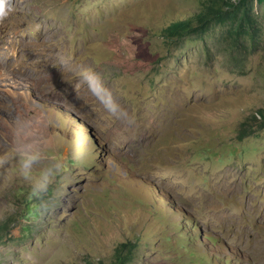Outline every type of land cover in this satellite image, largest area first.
I'll use <instances>...</instances> for the list:
<instances>
[{"label": "rangeland", "instance_id": "1", "mask_svg": "<svg viewBox=\"0 0 264 264\" xmlns=\"http://www.w3.org/2000/svg\"><path fill=\"white\" fill-rule=\"evenodd\" d=\"M199 8L6 0L0 264L110 263L121 242L128 264H264V8L256 46L159 36Z\"/></svg>", "mask_w": 264, "mask_h": 264}, {"label": "trees", "instance_id": "2", "mask_svg": "<svg viewBox=\"0 0 264 264\" xmlns=\"http://www.w3.org/2000/svg\"><path fill=\"white\" fill-rule=\"evenodd\" d=\"M255 3L264 8V0H200L197 12L178 20H169L159 26L158 34L170 40L183 36L203 37L212 27L221 26L228 37L234 34L241 43L256 46L261 39V26L258 15L254 13ZM258 114L264 118L263 111ZM245 124L239 133L244 131ZM5 230L6 225L1 224L0 232ZM136 246L135 243L121 242L114 248L110 263L91 260L85 261V264H128L137 251Z\"/></svg>", "mask_w": 264, "mask_h": 264}, {"label": "clouds", "instance_id": "3", "mask_svg": "<svg viewBox=\"0 0 264 264\" xmlns=\"http://www.w3.org/2000/svg\"><path fill=\"white\" fill-rule=\"evenodd\" d=\"M5 9H6V0H0V17L7 14V11ZM83 79L89 84L90 89L93 91V94L95 95L96 93H95V89L92 88V82L95 81L97 83V86H99L98 77L94 73L86 71L83 73ZM101 102L104 103L103 100ZM104 107L110 114L116 116L117 118L121 116H126V113H124L122 110H119L118 105H116L114 102L104 103Z\"/></svg>", "mask_w": 264, "mask_h": 264}, {"label": "bare ground", "instance_id": "4", "mask_svg": "<svg viewBox=\"0 0 264 264\" xmlns=\"http://www.w3.org/2000/svg\"><path fill=\"white\" fill-rule=\"evenodd\" d=\"M63 27V26H62ZM62 29V28H61ZM55 31H56V29L55 28H51V29H49L48 31H45V32H48V34L50 35V36H52L54 33H55ZM60 34V30L59 29H57V34H55V36L56 35H59ZM45 42V41H44ZM3 44H5V43H3ZM40 44H41V42H40ZM7 46H9L10 45V47H11V45H12V41H8V43L6 44ZM57 47H60L59 45L57 46ZM20 48H18L17 50H16V55L18 56L19 54H20ZM36 60L37 61H39L38 60V58H36ZM35 62V61H34ZM36 63V62H35ZM57 70V69H56ZM81 86V85H80ZM79 88V87H78ZM85 97V96H84ZM89 99V98H88ZM226 188V187H225Z\"/></svg>", "mask_w": 264, "mask_h": 264}]
</instances>
